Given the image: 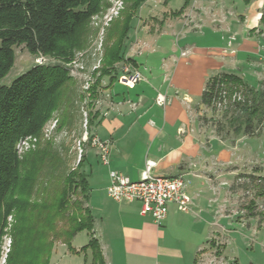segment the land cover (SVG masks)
<instances>
[{
    "label": "crops",
    "instance_id": "1",
    "mask_svg": "<svg viewBox=\"0 0 264 264\" xmlns=\"http://www.w3.org/2000/svg\"><path fill=\"white\" fill-rule=\"evenodd\" d=\"M164 1L144 0L129 32L125 58L131 59L143 79L127 85L118 73L106 75L97 85L95 98L89 92L91 135L110 143L108 172L115 169L132 180L140 179L148 161L156 163V175L160 163L177 153L179 171L161 175L188 174L191 210L181 212L172 205L158 226L151 216L140 213L139 202H117L108 196V174L106 197L90 206L94 237L105 264H264L261 213L257 210L256 216L235 220L227 212L236 191L231 182L237 175V164H227L238 148L221 154L217 140L215 144V140L200 137L197 115L205 106L188 95L203 94L208 82L203 71L194 70L193 58L198 54L212 55L213 61L203 57L206 62L202 65L211 67L217 56L214 52H242V57L252 53L247 46L252 38L245 25L255 8L251 0H243L245 10L236 6V0H177L178 5L174 0ZM237 62L236 56L230 65L234 70ZM220 72L226 71L217 74ZM81 88L78 86V92ZM158 96L165 98L164 105L157 103ZM80 122V111L75 108L72 129H68L79 136L83 133ZM262 172L257 173L264 176ZM135 174L138 179L131 177ZM193 177L200 180L195 186ZM226 180L230 183L226 199L218 200L213 193Z\"/></svg>",
    "mask_w": 264,
    "mask_h": 264
},
{
    "label": "trees",
    "instance_id": "2",
    "mask_svg": "<svg viewBox=\"0 0 264 264\" xmlns=\"http://www.w3.org/2000/svg\"><path fill=\"white\" fill-rule=\"evenodd\" d=\"M143 2L125 0L121 16L108 28L104 64L101 76L91 90L92 97L95 98L102 77L115 74V66L119 62H131L125 58L127 41ZM105 8L106 0H0V243L6 233L9 216L16 207L25 208V215L32 219L25 224L20 252L16 248L9 254V264H48L53 243L63 241L70 246L72 238L82 230L91 234L89 243L82 249H90L92 253L91 262L86 264H105L100 243L94 237L92 209L83 204L84 200L90 201V182L87 175L77 170L82 163L72 168L74 160L69 155L72 144H63V149H49L34 186L59 190L56 212L51 218L46 221L43 206L28 204L35 193H29L26 177L25 205H21V199L17 197V193L23 191L20 184L22 162L16 149L19 138L42 135L44 126L57 110L66 114L67 127L72 129L75 108L81 107L77 99L81 97L82 89L78 92L79 85L62 64H36L12 84L1 83L15 64V47L24 46L32 53L68 62L77 51L88 46L95 33L92 19ZM202 104L212 110L225 105V115L231 117L237 134L254 136L264 124V87L258 90L235 73L222 72L211 77L203 91ZM221 129L219 126L218 130ZM250 177L258 186L260 195H264V177L258 178L253 174ZM74 195L77 198L71 202ZM73 206L75 212L70 217ZM249 209L250 216L258 215L254 202ZM261 215L262 221L264 213ZM59 220L64 222V227L59 226ZM45 221L49 224H45L47 230L39 229V223ZM39 235L45 238L41 248L35 249Z\"/></svg>",
    "mask_w": 264,
    "mask_h": 264
},
{
    "label": "rangeland",
    "instance_id": "3",
    "mask_svg": "<svg viewBox=\"0 0 264 264\" xmlns=\"http://www.w3.org/2000/svg\"><path fill=\"white\" fill-rule=\"evenodd\" d=\"M174 1L175 4H177L178 1ZM183 1L185 0H182V2ZM236 1V6H239L240 9L245 10L247 3L243 0ZM251 2L253 3L255 12L254 15L251 16L250 22L245 26H247L246 28L249 29V31L247 32V36L249 38H252V43H250V45L247 44V46L249 47L248 49H252V53L248 52L244 57H242L240 54L242 52H238L237 55L234 54L235 52L232 53L230 51L222 52L221 54L220 52H214V54L217 56L214 60V65L211 67L202 66L206 62L203 57H206L207 59L211 58V61H213V56L211 55L209 57L208 54L205 55L204 53V55L198 54L193 58L196 63V65L194 66V70L200 72L203 71L205 75L204 79L206 82L211 76L217 74L218 71H226L241 75L249 85L258 90H261L264 87V0H251ZM164 3L167 4L168 2H166L165 0ZM125 5V0H106V8L104 9V11L95 15L92 19L91 25L95 30V33L93 34V37H91L88 46L82 50L77 51L74 57L68 60V63H63L59 60L45 55L48 58L47 64L64 65L68 69L69 75L73 78V80H75L76 84L80 83L79 86H83L84 83L91 76H93L94 80L91 78L93 80V82H91V84H93L91 87L93 88V86L96 85L98 78L101 76V70L103 68L105 58V42L107 41L106 38L108 28L111 27V24L121 16L122 11L125 9ZM172 7L173 9H176L178 6ZM248 7L250 8V6ZM96 44L97 49L91 54L90 52ZM89 50L90 52L87 53ZM15 53L16 58L13 68L11 69L9 74L1 80V83L4 85L12 84L18 77L34 67V65L39 64L38 62L41 53H32L28 48L24 46L15 47ZM93 54L96 55L93 57ZM236 56L238 62L234 70L230 65L236 59ZM93 58L102 59V63L96 72H93L91 67H88L89 62L93 63ZM72 60H78L79 66L76 67V65L72 63ZM242 60H245L246 62L244 63ZM123 62H126V60L119 62L115 66V70L117 71L115 74H119V70ZM70 65H72V69L77 68V71H72ZM88 92H90V90ZM188 95L196 103L202 101V92H200L199 95L197 93H189ZM86 99H89L88 93L81 94L79 100L77 99V101H79V105L81 106L79 108L81 116V122L79 126L80 132H83L82 134H84L86 119L88 118L86 128L87 131L91 134V109H93V105L90 100ZM224 106H218L216 110H212L211 108L205 106L203 107L204 109L198 112V133L201 135L200 137H204L206 141L215 140V144L218 141L221 144H219L221 147L218 148L219 150L221 149V154H225V149L230 150L233 149V147L238 148V151H234L232 153L233 157H231V163L227 164L228 166L231 164H237L234 167V169H237V175L231 182V186L236 191L233 195V202H231V205L227 207V212L232 213L235 216V220L247 219L250 216L249 207L251 202H254L257 210L260 213H264V195H260L257 188L258 186H256L255 182H252V179L250 177L252 174L258 178L259 176L264 177L262 175H259L260 173H257L263 170L262 174L264 175V124L259 127V130L254 136L244 135L243 133L237 134L234 131V124H231V117L225 115ZM85 114H87V116ZM66 120V114H63L61 110H57L44 126L42 135L21 136L16 144L17 153L19 155L20 162H22L20 166L22 182H20V184L23 185V191L17 193V197L21 199V205H25L26 177V183H28L29 181V193H35L28 200V204L36 203L39 207L43 206L45 212L42 211V216L45 220L44 213L47 214L46 221L53 216L54 212H56V206L58 203L57 197L58 193L60 192L59 190H49V187L47 189L42 188L41 186L38 188L36 186L34 188V186L36 185V180H38L39 172L45 164L44 159L48 156L47 153L49 154V149H63V144H72L71 152L69 153L71 158L73 157L74 160L72 162V168L75 169L80 163H82L80 169L77 170L85 176L87 175V178L90 182V201L84 200V207L89 208L90 206H94V204L97 203L99 197L104 198L107 195L106 182L107 175L109 174L108 167L102 163L98 154H92L93 151L98 153V149L92 147L89 143H84L80 147L78 146L77 141L82 137V134L81 136H79L78 132L73 133L72 131H70L67 127ZM55 123L56 127L53 128V125ZM219 126H221L222 128L220 131L218 130ZM195 136L196 134L193 135V137ZM44 149L46 150L44 151ZM81 150L82 157L81 161L78 162ZM150 157L157 159V157H155L152 153ZM177 157L178 154L175 152L169 154L160 163L158 170L155 171L156 175L177 173L179 171ZM223 164L226 165L225 163ZM131 177L134 179L139 178L136 174L132 175ZM199 181L200 180L197 177H193L194 186L197 185ZM258 182L259 181H257V183ZM223 184L221 186L219 185L218 192L213 193L214 195H216L215 198H217L218 200H225V197L227 196L229 188L228 184H230L229 180H226ZM52 187H50V189ZM207 192V195L209 196V191ZM76 198L77 197L75 195L72 196L70 199L71 202H74ZM70 211L69 214L71 217L75 212V207H71ZM27 220L31 221L32 219L25 215V208L21 210V208L19 209V207H16L9 216L6 233L0 243V264H9L8 256L11 251L13 252V250L18 248V253L20 252L21 243H23V238L25 237V224L27 223ZM46 221L40 222V226H38V228H44L47 230V226L49 224ZM45 224H47V226ZM63 224L64 222L59 220V226H62ZM15 234L17 238L15 237ZM21 234L23 235L21 236ZM38 237L39 241L34 245L35 249L36 247L37 249L41 248L42 239L45 238L44 235H39ZM90 238L91 234L88 232V230H82L72 238L70 243L71 247L63 241H55L51 248L48 264L89 263L90 254L88 250L90 249L86 251H83L82 249L83 247L87 246ZM214 245L216 246V244Z\"/></svg>",
    "mask_w": 264,
    "mask_h": 264
},
{
    "label": "built area",
    "instance_id": "4",
    "mask_svg": "<svg viewBox=\"0 0 264 264\" xmlns=\"http://www.w3.org/2000/svg\"><path fill=\"white\" fill-rule=\"evenodd\" d=\"M97 44L94 46L92 51H96ZM96 54H93V57ZM92 56V55H90ZM83 57V56H82ZM55 59V58H54ZM57 60V59H56ZM94 62L91 66L92 71L96 72L101 63V58H93ZM48 58L41 54L39 64H47ZM62 62V61H61ZM68 63V62H65ZM79 66L78 60L73 61ZM72 69V65H70ZM74 67V66H73ZM83 68V66H82ZM77 68H73L72 71H77ZM120 80L127 85L135 84L143 79L142 72L135 66L133 62H123L119 70ZM93 76H91L82 87V92L89 94L91 91V82H93ZM89 100V99H86ZM157 103L164 105L165 98L158 96ZM86 113V112H85ZM87 116V114H85ZM87 118V117H86ZM86 119L85 132L80 139H78V146H82L84 143H89L92 147L98 149V156L100 157L104 165H110V143L103 140L97 135H91L86 128L88 123ZM57 123V122H56ZM56 123L53 128L56 127ZM82 150L78 162L81 161ZM156 163L148 161L144 170L141 172V177L138 180H132L125 176L122 172L110 169L109 171V187L108 196L117 202L129 201L139 202L141 204L140 213L142 215H149L153 221L158 225L162 226L163 222L167 218L172 205L181 212H189L191 210L192 197L188 191L191 185V179L187 173H181L175 176L166 175H155L153 169Z\"/></svg>",
    "mask_w": 264,
    "mask_h": 264
}]
</instances>
